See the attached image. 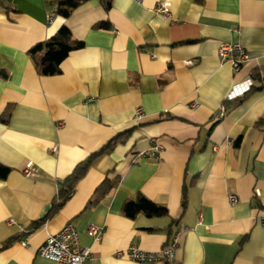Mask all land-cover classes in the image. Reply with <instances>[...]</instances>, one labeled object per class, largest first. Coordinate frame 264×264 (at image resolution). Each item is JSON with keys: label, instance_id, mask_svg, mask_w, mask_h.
I'll return each mask as SVG.
<instances>
[{"label": "crops", "instance_id": "1", "mask_svg": "<svg viewBox=\"0 0 264 264\" xmlns=\"http://www.w3.org/2000/svg\"><path fill=\"white\" fill-rule=\"evenodd\" d=\"M109 1L106 8L89 0L49 21L46 0H0V164L11 170L0 179V264H55L39 248L70 222L91 249L84 264H138L124 251L157 252L171 231L180 234L177 264H264V0ZM165 3L168 17L154 12ZM103 22L109 28L96 27ZM63 25L84 47L59 75L42 76L29 51ZM222 43L249 54L239 71L219 58ZM249 79L253 89L230 101ZM132 128L23 245V231L50 210L59 184ZM155 140L160 160L138 157ZM116 177L112 194L86 210L103 181ZM138 195L169 216L125 217L123 204ZM90 226L103 228L99 242Z\"/></svg>", "mask_w": 264, "mask_h": 264}, {"label": "trees", "instance_id": "2", "mask_svg": "<svg viewBox=\"0 0 264 264\" xmlns=\"http://www.w3.org/2000/svg\"><path fill=\"white\" fill-rule=\"evenodd\" d=\"M87 1L89 0H46V6L50 14L68 18L73 10ZM101 3L104 4L106 8L110 6L109 0H101ZM96 27L107 29L109 28V24L107 22H103L98 24ZM83 47L84 43L74 38L72 31L66 25H63L53 37L44 42L38 43L30 49L29 55L40 75L56 76L61 73V63L68 58L72 52L78 51ZM11 114L12 111H5L1 116L2 122L7 124L10 120ZM133 131L134 128L117 134L100 150L92 153L84 161L80 162L74 168L73 172L59 184L57 198L52 203L50 210L42 218L35 221L31 225L30 231L41 228L49 219L53 218L71 199L75 192L76 185L86 176L94 163L104 155L112 152L119 144L126 143ZM10 171L11 170L8 167L0 164V179H6L10 174ZM118 184L119 177L114 179L106 178L95 190L94 195L87 204L86 210L95 208L102 199L112 194ZM187 189V186H184V203H186L187 200ZM122 214L129 219H135L139 214H144L148 218H155L168 217L169 211L166 207L158 205L142 195H138L135 198H130L125 201L122 206ZM173 226H175L174 222L172 223L171 229ZM172 232L173 231H171V237L175 235ZM10 242L11 240L8 241L6 245ZM161 264L177 263L176 261L172 263L165 261Z\"/></svg>", "mask_w": 264, "mask_h": 264}, {"label": "built area", "instance_id": "3", "mask_svg": "<svg viewBox=\"0 0 264 264\" xmlns=\"http://www.w3.org/2000/svg\"><path fill=\"white\" fill-rule=\"evenodd\" d=\"M137 1L141 2L143 0ZM154 12L168 17L170 14V4H159L155 7ZM53 16L54 14H49L48 20L51 21ZM218 56L226 63H229L235 71H239L250 59L247 51L238 43H222L218 49ZM186 64L191 65L192 62L188 61ZM253 87L254 81L249 79L243 85L235 87L228 96V99L232 101L244 96ZM136 118L138 121L144 118L142 109L136 111ZM60 126L61 124L58 125V127ZM229 143L232 144V141L229 140ZM162 149V145L155 140L152 147L146 152L139 153L138 157L159 161ZM24 174L27 177L33 175L31 165H28ZM237 201L236 196H229L230 204L235 205ZM32 232L30 230L23 231L24 238L21 240L23 245H29V238ZM89 233L96 242H99L102 239L103 228L90 226ZM179 236L180 234L176 233L168 245L157 252H146L133 245L124 251V255L138 264H161L165 261L172 263L175 261L176 249L179 246ZM38 254L45 259L53 261L55 264H84L92 258L91 249L80 246L78 230L71 222L66 224L58 233L48 235L45 243L39 248Z\"/></svg>", "mask_w": 264, "mask_h": 264}, {"label": "water", "instance_id": "4", "mask_svg": "<svg viewBox=\"0 0 264 264\" xmlns=\"http://www.w3.org/2000/svg\"><path fill=\"white\" fill-rule=\"evenodd\" d=\"M49 208H50V207H47V209H46V210L48 211V210H49Z\"/></svg>", "mask_w": 264, "mask_h": 264}]
</instances>
